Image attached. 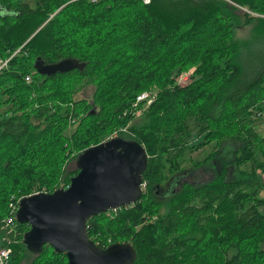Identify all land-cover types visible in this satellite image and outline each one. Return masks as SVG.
Masks as SVG:
<instances>
[{"label": "trees", "instance_id": "obj_1", "mask_svg": "<svg viewBox=\"0 0 264 264\" xmlns=\"http://www.w3.org/2000/svg\"><path fill=\"white\" fill-rule=\"evenodd\" d=\"M66 59L83 67L35 68ZM89 86L92 100H78ZM145 91L157 98L136 121ZM262 114L264 0H0V237L10 264L28 255L68 264L50 245L28 249L30 227L11 205L68 188L79 173L70 162L126 127L120 137L149 156L143 196L88 221L96 245L130 243L135 264H264V136L252 126ZM213 141L217 153L197 167L213 178L180 182Z\"/></svg>", "mask_w": 264, "mask_h": 264}, {"label": "water", "instance_id": "obj_2", "mask_svg": "<svg viewBox=\"0 0 264 264\" xmlns=\"http://www.w3.org/2000/svg\"><path fill=\"white\" fill-rule=\"evenodd\" d=\"M82 67L75 59L48 65L40 60L35 63L42 76ZM77 163L79 173L68 188L21 200L16 219L30 227L24 244L36 252L50 245L56 253L66 255L68 264H135L137 253L132 244L115 243L100 248L89 238L88 221L142 199L143 175L149 165L145 148L117 137L86 149Z\"/></svg>", "mask_w": 264, "mask_h": 264}, {"label": "rangeland", "instance_id": "obj_3", "mask_svg": "<svg viewBox=\"0 0 264 264\" xmlns=\"http://www.w3.org/2000/svg\"><path fill=\"white\" fill-rule=\"evenodd\" d=\"M252 31H253V27L246 28L238 34V37L239 38H246L251 34ZM5 65H6V63H3L2 66H5ZM192 72H193V70H192ZM186 74H187V72H186ZM186 74H184L183 77H186ZM94 92H95V87L89 86V87L85 88L83 91H81L80 93H78L76 95V98L78 100L79 99H87V100L91 101L92 97L94 95ZM135 109H136L135 110V116H136L135 120L136 121L142 120L143 115L145 112H147L148 108L145 105H142V106L139 105ZM252 126L254 128H256V130L262 136H264V114H262L261 116H257L255 119H253ZM120 130H122V131L118 133L119 137L121 136V134L128 132L127 127L126 128H120ZM118 136L114 134V137H118ZM216 143L217 142H215V141H213L210 144L203 143L202 144L203 147H201L200 149L195 150V152H193V154L191 155V163H188V164H186L185 167L181 168V172H183V173H182V175H180V180H179L180 182H182L184 184H186V183L197 184V183H201V182H208L213 178V176H214L213 172H207L204 170L205 168H200L199 170H197V167L202 165L204 163L205 159L208 158L211 154L217 153L216 152L217 151ZM231 147L235 148V145H231ZM224 152H227V150ZM77 168H78V163H77V159H75V160H72L70 162V164L67 166V171L69 173L70 171L77 170ZM258 173L261 174V178L263 179V182H264V173H262L261 171H259ZM143 192H144V189H143ZM27 257H29V258L27 260L24 259L22 261V264H30V262L34 258L31 255H28Z\"/></svg>", "mask_w": 264, "mask_h": 264}, {"label": "built area", "instance_id": "obj_4", "mask_svg": "<svg viewBox=\"0 0 264 264\" xmlns=\"http://www.w3.org/2000/svg\"><path fill=\"white\" fill-rule=\"evenodd\" d=\"M150 1L151 0H145V3L148 4V3H150ZM184 74H186V73H183L182 75H180V77L178 79V83L181 85L188 83V81L190 79V75L192 74V71L187 72L186 77H183ZM156 98H157V92L156 91L142 93L137 97V100L134 104V108H137L142 103L147 108H149L154 103ZM121 131L122 130L114 132V134L118 136V133ZM114 134H112L111 137H109L107 141H109L113 138H117V137H114ZM18 209H19V205L18 206L11 205L12 213H16V215H17ZM10 232H12V231H10ZM5 240H6L5 238L2 239L0 237V264H10V260H11V256H12V248L9 246V244L8 245L5 244Z\"/></svg>", "mask_w": 264, "mask_h": 264}, {"label": "bare ground", "instance_id": "obj_5", "mask_svg": "<svg viewBox=\"0 0 264 264\" xmlns=\"http://www.w3.org/2000/svg\"><path fill=\"white\" fill-rule=\"evenodd\" d=\"M37 62V61H36ZM26 80L28 81V82H30L31 81V77L30 76H28L27 78H26ZM146 92H151V91H146ZM143 93H145V92H143ZM142 94V93H141ZM105 142V141H104ZM231 248V247H230ZM233 259V258H232Z\"/></svg>", "mask_w": 264, "mask_h": 264}]
</instances>
